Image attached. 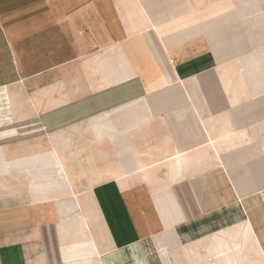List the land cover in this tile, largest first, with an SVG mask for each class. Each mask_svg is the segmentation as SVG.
<instances>
[{
	"label": "crops",
	"instance_id": "crops-1",
	"mask_svg": "<svg viewBox=\"0 0 264 264\" xmlns=\"http://www.w3.org/2000/svg\"><path fill=\"white\" fill-rule=\"evenodd\" d=\"M0 264H264V0H0Z\"/></svg>",
	"mask_w": 264,
	"mask_h": 264
}]
</instances>
